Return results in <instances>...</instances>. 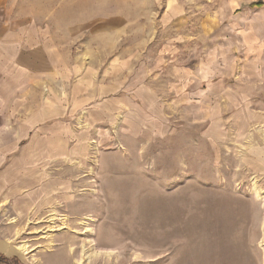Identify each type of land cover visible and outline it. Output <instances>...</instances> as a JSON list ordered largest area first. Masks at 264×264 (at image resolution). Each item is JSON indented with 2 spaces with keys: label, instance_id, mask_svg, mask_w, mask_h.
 Listing matches in <instances>:
<instances>
[{
  "label": "rangeland",
  "instance_id": "rangeland-1",
  "mask_svg": "<svg viewBox=\"0 0 264 264\" xmlns=\"http://www.w3.org/2000/svg\"><path fill=\"white\" fill-rule=\"evenodd\" d=\"M56 3L81 27L72 130L0 164L10 259L264 264V0H3Z\"/></svg>",
  "mask_w": 264,
  "mask_h": 264
},
{
  "label": "crops",
  "instance_id": "crops-1",
  "mask_svg": "<svg viewBox=\"0 0 264 264\" xmlns=\"http://www.w3.org/2000/svg\"><path fill=\"white\" fill-rule=\"evenodd\" d=\"M57 3L54 9L34 17L4 10L0 0V164L23 144L52 148L50 156L56 159L59 143H68L72 130L69 120H73L75 110L76 64L71 55L61 51L64 39L67 49L74 47L75 32L81 27L72 22L67 25V20L60 26L62 13ZM119 89L114 85L102 90ZM15 252L11 240L0 236V256L10 259L17 256Z\"/></svg>",
  "mask_w": 264,
  "mask_h": 264
},
{
  "label": "trees",
  "instance_id": "trees-1",
  "mask_svg": "<svg viewBox=\"0 0 264 264\" xmlns=\"http://www.w3.org/2000/svg\"><path fill=\"white\" fill-rule=\"evenodd\" d=\"M0 264H18V261L16 258L8 259L4 256H0Z\"/></svg>",
  "mask_w": 264,
  "mask_h": 264
},
{
  "label": "bare ground",
  "instance_id": "bare-ground-1",
  "mask_svg": "<svg viewBox=\"0 0 264 264\" xmlns=\"http://www.w3.org/2000/svg\"><path fill=\"white\" fill-rule=\"evenodd\" d=\"M255 192H256V194H257L258 196H260L259 191L257 190V188H255ZM21 248H22L24 251H28V252L30 251V250H29L30 246H29L28 244H26V243L22 244ZM87 258H88V257H87ZM79 263H80V260H79Z\"/></svg>",
  "mask_w": 264,
  "mask_h": 264
}]
</instances>
